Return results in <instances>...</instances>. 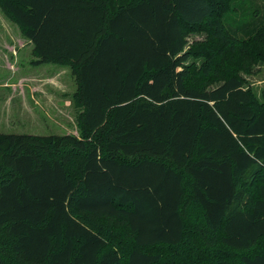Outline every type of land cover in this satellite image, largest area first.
Listing matches in <instances>:
<instances>
[{"label": "trees", "instance_id": "16d2710c", "mask_svg": "<svg viewBox=\"0 0 264 264\" xmlns=\"http://www.w3.org/2000/svg\"><path fill=\"white\" fill-rule=\"evenodd\" d=\"M231 1L0 0L81 108L79 137L0 134V264H264V19Z\"/></svg>", "mask_w": 264, "mask_h": 264}, {"label": "rangeland", "instance_id": "374dc122", "mask_svg": "<svg viewBox=\"0 0 264 264\" xmlns=\"http://www.w3.org/2000/svg\"><path fill=\"white\" fill-rule=\"evenodd\" d=\"M241 4H244L245 6H249L252 10L249 11L247 16H253V13L255 12V16H258L259 18L264 19V0H250L248 1H242ZM241 4H239L238 0H232L230 9L231 11L228 12L226 16V21L228 20L232 25V27H235L238 22H240L242 18V12L245 14V10L242 9ZM242 9V11H241ZM208 28L206 26H201L197 31H190L187 33L186 38V47L185 51H188L191 46H193L195 43H204L207 41L209 37ZM7 33L18 35L20 33L18 27L10 22L0 11V49L5 46L6 43V37ZM3 53L6 54V57L13 58L11 52L6 53L3 52L0 53V58H3ZM16 59H18L17 67L20 68V72L23 75H30L37 73L36 78H49L55 81V85L57 86V90L54 89V101L60 100L62 101L63 93L64 99L66 97L68 99L72 98V95L74 91H76V82L74 79V76L72 75L70 66L67 65H60V64H46L41 66H35L31 64V61L33 60L30 53H20L18 58L14 57V61L16 62ZM196 64L197 66L200 64V61H193L189 60L188 64ZM253 73H250L249 76H244L247 84L251 86V88L254 90L256 96L260 98L261 95L264 94V64L260 63L258 65H255L253 67ZM11 78V72L7 70V68H3L2 64L0 63V80L3 79H9ZM63 84L64 86H61ZM214 86V85H213ZM56 88V87H55ZM53 91V90H52ZM8 97V96H7ZM64 101V100H63ZM59 103V102H55ZM71 110L74 109V106L71 105ZM68 115L72 116V119H66L63 117V115L54 114L53 118H39L36 120H16L12 115L6 114L2 117V125H0V133H18L20 131L23 132H30L31 135L35 136H63V135H74L79 137L80 136V130L78 128V122L76 114L69 113ZM40 117L42 115H39ZM16 124V127L14 126ZM116 243L124 249H129L130 244V238L126 234V231L121 229H114L110 235V244ZM187 244L184 242V245H182L179 248L175 249H167V248H155L150 249L152 252H159L162 256V262L161 264H168L170 260L177 261L179 260L176 256L177 253H182L183 256L190 253L191 255H194V252H189L187 249ZM145 251L149 252V249H144ZM177 258H176V257ZM185 257V256H184ZM183 258V257H182ZM192 258H195V256H192ZM233 258V256H231ZM196 259V258H195Z\"/></svg>", "mask_w": 264, "mask_h": 264}, {"label": "crops", "instance_id": "0c3cea01", "mask_svg": "<svg viewBox=\"0 0 264 264\" xmlns=\"http://www.w3.org/2000/svg\"><path fill=\"white\" fill-rule=\"evenodd\" d=\"M6 35V43L2 48L3 50L0 49V53L2 51L6 53L11 52L13 58L6 57L4 53V57L0 58L3 68H7L11 72V78L0 80V125H2V117L6 114L12 115L14 119L19 121L26 119L36 120L43 118V116L52 119L54 114L56 116L63 115L66 119H72L73 117L68 115V112L76 114V117H78L81 113V108L74 106L73 96L76 91H74L71 99L67 97L64 99L65 93H63L62 101L57 99L54 101V89L57 90L55 81L49 78L38 79L36 78L38 77L36 72L29 76L23 75L20 72V68L16 65L18 59H16V62L14 61V57L18 58L20 53L29 52L33 58L31 64L35 66L46 65L34 64L36 59L32 55V44L21 33H18V35L7 33ZM61 86L64 85L61 84ZM71 105L74 106L73 110L70 109ZM39 115L42 116L40 117ZM14 126L16 127V124ZM11 134L31 135L30 132L23 131Z\"/></svg>", "mask_w": 264, "mask_h": 264}]
</instances>
